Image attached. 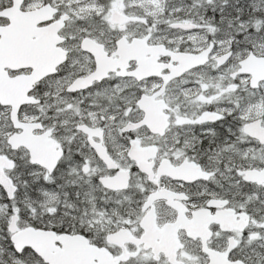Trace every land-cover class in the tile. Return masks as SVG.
Wrapping results in <instances>:
<instances>
[{"label":"snow or ice","instance_id":"1","mask_svg":"<svg viewBox=\"0 0 264 264\" xmlns=\"http://www.w3.org/2000/svg\"><path fill=\"white\" fill-rule=\"evenodd\" d=\"M0 264H264V0H0Z\"/></svg>","mask_w":264,"mask_h":264}]
</instances>
